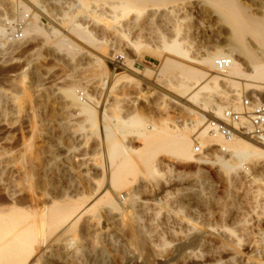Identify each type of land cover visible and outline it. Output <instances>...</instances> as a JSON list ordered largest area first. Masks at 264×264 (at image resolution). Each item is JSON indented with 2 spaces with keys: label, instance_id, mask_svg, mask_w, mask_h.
Segmentation results:
<instances>
[{
  "label": "rangeland",
  "instance_id": "1",
  "mask_svg": "<svg viewBox=\"0 0 264 264\" xmlns=\"http://www.w3.org/2000/svg\"><path fill=\"white\" fill-rule=\"evenodd\" d=\"M73 2L74 0H0V15L2 16V20H0L2 23H0L3 28H5V20L17 15L29 14L31 18L28 23L33 22L34 18L26 8L27 6L36 7L42 13L40 20L44 29L51 25L57 27L78 47V49L76 47L75 55H69L67 50L57 47L58 39L55 34L50 32L39 37L25 36L24 40L17 42L9 41L6 34L0 35V177L5 180L11 177L16 179L21 173L20 177L26 173L30 177L32 175V182L28 189L30 195L27 191L24 194V197L27 200L30 198L31 201L33 198L44 199V178L47 177L63 176L67 178L82 175L90 179L92 183L105 181L103 188L107 182L106 170L109 166V153L108 147L102 139L104 138L103 126L98 121L99 136L98 133H94V128L84 121L83 115H78L74 107L66 105L67 100L61 98V89L64 86L66 87L70 83H82V86L87 87L86 91L92 93L100 102L96 106L97 118L106 112L112 128L116 116L126 118L128 115L134 114L145 118V123L148 125L154 123L161 126L165 122L172 129H175L176 126L183 127L185 121L192 118L191 114L185 106L176 103L169 95L167 96L154 86H164L165 88H162L165 90L164 80L168 78V75L174 74L172 72L165 76L160 74L167 58L186 64V60L179 58L184 56L176 53L179 55L176 57L175 53L171 54L170 50H165V41H167L166 39H178L184 49L186 50L188 47L189 52L195 56L204 53L206 48L214 50L215 47L223 45L215 31L209 28V20L196 13L186 16V8L175 11V15L172 12L173 14L158 16L151 24L149 21L146 22V18H142L135 25L132 15H128L117 20L118 22L114 25L115 21H112L109 16L107 17L109 13L106 10V5H103L104 3L93 2L97 14L87 17V19L81 14H76ZM66 14L71 19H68ZM71 21H74L72 24L82 23L87 26L88 30L93 32L95 42L82 40L73 31L71 32L68 28L71 27ZM129 22L132 23L129 24ZM117 26H120L125 34L120 35L121 38L118 36V30L114 31ZM121 55L125 56L126 60L136 59L137 62L148 65L153 70V74L147 75L148 77L127 80L114 88L108 84L98 89L90 87L95 76L94 68H97L101 77L106 80L110 77L118 78L119 74H127L126 71L129 67L122 65L121 61H117V57ZM95 58L105 59L108 66L107 72L102 67L99 68L95 65ZM36 70L37 74L34 73ZM84 83L85 85H83ZM230 89L233 88L224 87L227 93L215 95L213 101L223 102L222 97L233 93ZM238 89L243 91V86L239 85ZM171 91L175 92L172 89ZM245 95L247 94L245 93ZM79 96H81V100L83 98L86 100L83 91ZM64 101L65 104L62 103ZM116 133H118L117 130ZM129 139H133V147H138L141 143V141L132 138V135ZM222 154L227 156V152L214 151L208 157L212 158ZM130 155L143 170L140 157L134 152H130ZM160 157L159 159L165 163H172V168L161 166L155 175L142 171V174H139L140 177L132 182L130 190H122L119 194L122 203L124 201L130 203L134 199L149 202V206L147 204L144 207L147 210L134 207L130 209L131 211L128 209L126 214L124 213L126 216L123 214L122 216L126 220L131 218L129 216L138 217L140 227L148 233L151 239L155 240L156 247H153L154 249L148 246L145 247L146 249H136V245L130 242L128 233L121 229L122 216L120 214L121 217L116 216L117 211L107 215L104 205L99 204L96 207H99V211L95 208V211L86 214V219H91L94 216L92 217L93 224L94 222L99 224L96 223L93 225L94 227L86 231V236L79 231V228H76L77 230L74 229L66 237H63V239L68 237L67 242L61 240L62 238L55 240L56 243L60 241L58 245L55 244L57 246L54 247L55 252L70 259H78L77 261L82 264H121L122 262L146 264V258H151L152 264H159L162 256L171 258L175 253L176 255L181 253L180 247L186 244L187 221L191 223L189 225L192 235L198 234L200 230L213 229L223 239L226 236H237L248 232L250 235L240 244L241 249L244 252H249L252 249L255 250V255L264 256V171L254 164H246V167L250 168L248 174L256 172L257 177L253 181L241 183L234 182L235 174L231 177L232 174L220 171L217 164L201 165L199 168L195 162L178 163L170 153L164 152ZM195 157L200 156L195 155ZM84 184L87 185V182ZM81 190L82 188H80ZM191 192H200L203 200L205 198L204 202L186 201L187 193ZM189 202L190 204H188ZM89 216L91 217L89 218ZM164 218L166 221L163 220ZM41 219L39 216L36 217L38 224L43 223L41 229L44 231L47 226L43 220L42 223L39 222ZM164 222L168 224L166 225ZM161 223L164 224L161 226ZM153 231L155 237L152 234ZM70 235L74 237H70ZM71 238L76 240H72V242L69 240V244L68 239ZM42 239H44L43 236ZM46 239L53 243L52 240L54 241L56 238L49 236V238H45L44 242H47ZM49 242L44 245L50 246ZM63 243H68V245L65 246ZM71 243L73 244L71 245ZM63 246L65 250H63ZM132 246L136 250H133ZM247 246L249 247L247 248ZM132 250L135 252V256H133ZM136 251H139L142 256L136 255L139 254ZM157 251L161 254L158 255ZM41 258L40 261H44L41 262L42 264H49L46 257L42 256ZM262 262L264 264V261Z\"/></svg>",
  "mask_w": 264,
  "mask_h": 264
},
{
  "label": "bare ground",
  "instance_id": "2",
  "mask_svg": "<svg viewBox=\"0 0 264 264\" xmlns=\"http://www.w3.org/2000/svg\"><path fill=\"white\" fill-rule=\"evenodd\" d=\"M248 1L74 0V10L76 11V14H81L86 18L93 17L94 14H97L95 13L96 10L93 7V2L104 3L103 5H106V10L109 13L107 17L109 16L112 21H115L114 25L118 22L117 20L128 15H132L131 17L135 25L142 18H146V22L149 21L151 24L154 23V20L158 16H165L172 12H174L175 15L178 10L186 8V16L196 13L208 19L210 21L209 28H212L215 31L220 40H222L223 45L215 47L214 50L206 48L204 53L195 56L189 52L188 47L185 50L178 39H166L167 41H165V50H170L171 54L175 53V55L179 54L184 56L179 58L186 60V64L167 58L162 66L163 68L161 69L160 74L163 76L168 75L171 72L174 74L170 76L168 75V78L166 77L167 79L164 80L166 86L165 90L163 89L165 88L164 86H162L163 88L160 86L158 87L157 85L154 86L161 92L167 94V96L169 95L174 101H176V103L185 106L186 110L191 114L192 118L185 121L183 127L176 126L175 129H172L165 122L162 123L161 126H157L154 123L148 125L145 123V118L139 114H134L135 112L133 111L134 115H128L126 118L123 116H116L114 129V127L112 128L111 124L108 122L106 112H103V114L97 118L96 106L100 102L96 100L92 93L86 91L87 87L82 86V83H70L67 84L68 86H64L65 88L63 87V89H61V98H64L65 101L67 100L66 105L74 107L77 110L75 112H78V115H83L84 121L94 128V133H98V135L100 134L98 121L103 126L104 131H102L104 138L102 139H104L109 153V166L106 170V185L103 188V185L105 184L104 180L102 183H92V181L90 182V179L82 175L80 177L69 176L67 178L63 176L48 178L46 176L47 178H44V199L40 198V200H38L33 198L31 201L29 198L30 200L28 199V201L26 197H24V194H26V191L28 193V189L32 182V175L30 177L26 173L24 176L20 177L21 173L19 177L16 176L18 179L16 177V179H13V177H7L8 179L5 180L0 177V264L43 263L44 261H40L42 260V256L46 257L49 264H82L77 261L78 259H70L55 252L56 250L54 249L57 247L55 244L58 245L60 242L56 243L55 240L57 241L62 238L61 240L66 241L68 237L66 239H63V237H66L69 232H72V230L76 228H79V231L85 234L86 231L94 227L93 225H96L97 223L94 222L93 224L92 222V217L94 216L91 215L92 217L89 216L91 219H86V214L95 211V208L99 204L104 205L105 213L107 215L117 211L118 213H116V216H122V214H126L128 209L129 211L134 207L143 209L149 202L137 201L134 199V201L130 203H125L126 201L122 203L119 199V194L122 190H130L132 182L140 177L139 174H142V171L155 175L159 172V167L161 166H166V168L170 166L172 168V163H165L163 160L159 159L164 152L172 154L177 162L181 164L195 162L199 168L201 165L217 164L220 171H226L230 173V175L232 174L231 177L235 174L234 182L239 181L241 183H246L256 179V172L248 174V171H250V168L246 167V164L248 163H251V165L254 164L255 166H258L261 171H264V141L252 137L241 138L243 136H236L231 141H225L222 137L212 136L208 131V124L212 121L216 122L223 119V114L226 109L232 108L237 111L241 110V105H239V103L245 93L248 96H253L258 91H264V0ZM64 4L66 3L64 2ZM101 6L99 7L102 8ZM26 9L31 12L32 18H34L33 22L28 23L24 30L26 37H39L50 32L56 35L58 39L57 47L59 49H65L68 51L69 55H75L74 53L77 47L75 42L62 34L57 27L53 25L44 29L42 27L43 23L40 20L42 13L37 10L36 7L27 6ZM99 10L103 11L101 9ZM104 14L106 15V13ZM68 19L71 18L68 17ZM0 20H2L1 15ZM95 20L97 21L96 18ZM72 22L74 21H71V27H68L71 32L73 31V33L76 34V36H79L82 40L95 42L92 35L93 32L88 30L87 26H84L82 23L72 24ZM1 23L0 35L4 36L6 34L5 28L1 26ZM130 23L132 22H129V24ZM119 30L122 32L121 27L117 26L114 31L119 32L118 36L120 37L123 32L121 33ZM111 31L113 32L112 29ZM222 35L223 37H220ZM76 36L75 38H77ZM117 42L118 41L116 40V43ZM198 45L201 46V44ZM226 56L232 57L233 62L226 74H220L215 67V60L219 57ZM123 57L125 58L123 65L129 67L126 71L127 74H119L118 78L110 77L106 80V78L101 77L98 69L94 68L95 76L90 83V87L92 86L93 88L98 89L100 87L103 88L108 84L114 88L121 83L123 84L127 80H135L153 74V70L148 65L139 63L136 59L126 60V57ZM95 65L99 66V68L102 67L105 72L108 70L105 59L95 58ZM34 73L37 74V70ZM83 85H85V83ZM239 85L243 86V91L238 89ZM224 87L233 88L232 90L230 89L233 93L231 95H223V102L213 101L215 95L227 93L225 92ZM171 89L175 90V92H172ZM82 91L84 97L86 96V100L85 98L81 100V96H79ZM65 101L62 103L65 104ZM116 130L118 133H116ZM130 135H132V138L137 139V141H141L138 147H133L134 141L133 139H129ZM196 139L208 147L214 145L225 146L227 156L222 154L215 155L212 158L208 156H200L196 158L193 151L194 141ZM130 152H134L140 157L143 170L140 169V166L137 163H135ZM84 182H87V185H85ZM80 188H82L81 191ZM28 194L30 195V192ZM187 194L186 201L189 200L191 203H201L205 200V198L203 200V196L200 192H191ZM188 204H190V202ZM147 206H149V204ZM98 208L96 209L99 211ZM37 216L42 218L39 222L42 223L43 220V222L46 223V231H42L41 225L43 223L41 225L38 224V221L36 220ZM113 216L115 215L113 214ZM129 217L131 218L126 220L125 217L123 218L122 216L123 219L121 218L120 225L121 229L128 233L130 242H132L133 245H136L135 248L137 247L136 249L142 250L147 246L152 248L156 247L155 240L151 239L148 233L143 231L140 227L137 220L138 217ZM163 220L166 221L165 218ZM164 223H161V226ZM189 223L186 221V244L182 243V246L179 244L181 246V253L178 255L175 253L171 258H166V256L161 257L160 255L161 261L159 264H263L262 261H264V256L255 255V250L250 248L249 252H244L241 249L240 244H242L250 235L248 232H244L242 235L237 236H226L223 239L220 238L213 229L200 230L198 234L192 235ZM170 227L173 228L172 226ZM244 230L246 231V229ZM152 234L154 236V231ZM48 235L50 238L51 236L56 238L54 241L52 240L53 243L55 242L54 244L51 243V240L49 239H46L47 242H44L46 237L49 238ZM42 236L44 239H42ZM70 237L74 236L70 235ZM69 240L72 242V240L76 239H68V242ZM48 241H50L49 243H51V245L45 246L44 243L47 244ZM73 243H71V245ZM59 245L61 247V244ZM63 245L66 246L68 243H63ZM248 247L249 246H247V248ZM64 248L65 247L63 246V250H65ZM131 248L134 247L132 246ZM135 248L133 250H136ZM137 253H139V251ZM156 253H158V251ZM133 254V256H135V252ZM159 254L161 253L159 252L158 255ZM136 255L142 256L140 253ZM141 256H139V258H142ZM150 259L146 258V264H152ZM121 264L129 263L122 262Z\"/></svg>",
  "mask_w": 264,
  "mask_h": 264
},
{
  "label": "built area",
  "instance_id": "3",
  "mask_svg": "<svg viewBox=\"0 0 264 264\" xmlns=\"http://www.w3.org/2000/svg\"><path fill=\"white\" fill-rule=\"evenodd\" d=\"M31 16L17 15L5 20L6 37L11 42L25 39L24 30ZM117 61H123V55L117 57ZM233 62L232 57H219L215 60V67L220 74H226ZM241 110L232 108L225 110L223 119L212 121L208 124V131L214 137H222L225 141H231L236 136L252 137L264 141V92L258 91L253 96L245 95L241 99ZM194 154L197 156H209L214 151L226 153L225 146H205L199 140L194 141Z\"/></svg>",
  "mask_w": 264,
  "mask_h": 264
}]
</instances>
